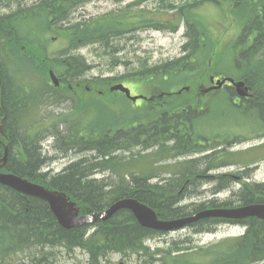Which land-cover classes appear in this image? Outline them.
Returning a JSON list of instances; mask_svg holds the SVG:
<instances>
[{
    "label": "trees",
    "instance_id": "16d2710c",
    "mask_svg": "<svg viewBox=\"0 0 264 264\" xmlns=\"http://www.w3.org/2000/svg\"><path fill=\"white\" fill-rule=\"evenodd\" d=\"M7 1L9 2L10 0H0V2ZM40 1L45 4L44 19L47 22V26L52 33L60 34L66 40L67 47L49 59L45 58L41 61V58H39L36 60L37 67H31L26 70L25 67L19 68L16 66V63L20 60L14 62L15 67L11 66L13 61H9V54H14V52L17 54H25L28 58V54H46V51L39 46L37 49H30L26 45V49H29L27 51L28 54L23 50L18 51L22 43L21 41L25 38L19 34L17 24L29 18V10L25 9L23 12L17 11L9 15L0 16V54L8 56L7 60L2 59L0 61V74L3 80L4 92L2 111H4L6 116L5 128L10 138L9 160L5 170L45 184L48 187L66 191L73 200L79 201L77 203L80 206L81 214H91L95 211H100L108 207L115 199L118 200L125 197H132L145 203L155 210L159 218H177L196 213L206 207L229 206L230 203L228 202L223 201L224 203H222L215 200L199 202L193 205L192 209L179 205L184 194L193 195L198 192L199 187L196 180L201 171L196 169L192 173L187 174L185 173L187 167L181 168L187 164L190 165L194 160L184 163L177 162L175 165L180 166L181 169L179 168L178 170L175 169L169 172V174L175 173L173 176L162 178L161 182L156 184L149 182V178L152 175L147 174L148 172L145 169L142 171L141 167L131 169L136 171L140 170V172H130V170H127L131 178L118 188L116 186H109L108 182L103 179L98 180L93 178V181L90 182L86 180L84 171L83 173L78 172V175H74L73 173L74 178L69 177L73 165H69L63 170L61 176L54 175L51 178H47L46 174L35 173L34 168L29 169L32 164L36 163V153H30L26 149V146L32 144L27 139V135L32 131V126L27 122L30 105H26V103L29 102L30 97L22 100V96H30L32 89L34 91L38 88L45 91L44 94L47 93L49 97L52 92L47 82L41 81L37 84L35 82L37 77L30 73L35 71L38 73L36 74L37 76L40 75L44 78L47 75V70L53 69L65 81L67 78L71 79L79 76L81 73L80 69L86 68L88 70L90 65L85 62L86 60L83 56L74 52L69 53L68 49L79 48L84 44L102 42L105 52H108L107 48L109 49L110 45L103 38L108 37L112 32L117 35L130 30L132 23L128 22V18L132 17L133 13L128 10L124 11L122 15L112 13L106 16L89 18L87 19V23H85L86 27L83 26L82 28H80L79 24L83 20L64 26L63 22L67 19V12L76 5L89 0ZM161 1L165 2V0ZM202 1L207 0H195L192 5H197ZM209 1L215 4H229L230 16L237 20L240 25L239 34L232 44L234 52L233 64L238 71V77L244 79L247 85L251 87L252 96L250 99H245V101L241 102L233 100L232 103L234 105H247L254 110H258V116L264 120V92L254 83V80L261 81V79L259 80V76L264 73L262 70L264 69V0ZM165 5L171 6L173 4L168 2ZM183 7V5L180 6L178 14L181 16L184 14L188 19V41L182 48L184 54L176 59L145 69L142 73L145 77L165 80L168 76H172L175 73L193 74L195 71H199L201 56L207 48V26L202 23L197 25L191 21L192 19L188 17L184 11L185 7ZM143 17L144 15L142 14L141 18ZM172 21L174 23V19ZM146 22L147 26L158 28L165 26L166 22L171 21H156L157 25L148 22L147 19ZM174 24L173 30L177 28V22ZM8 40L10 41L9 44L7 42ZM15 48L17 49L15 50ZM63 53L64 55L62 56ZM28 58L26 60L24 59L26 63L31 61ZM77 64L79 65L78 67ZM21 72H24L23 75H20ZM17 75L22 78V83L15 81ZM141 77V73L132 75V79L134 80ZM204 80H206L204 76H195L191 83L192 87L198 88ZM113 81L115 79H105L100 82L108 86V83ZM17 84L22 85L13 88ZM227 88H229L228 96L235 98V93L232 88ZM160 92L162 90L156 95ZM15 101L20 104L22 102V105H14ZM154 102L156 104L158 103V105H168L166 107L169 108L162 110L155 119L141 122L137 126L128 129L117 128L111 130L106 133L109 135L104 134L106 136L102 142H94V144L104 146V150L99 155L96 166H99L101 169L104 167L114 168L113 160L117 156L110 157L117 150L129 151L131 148L139 147L141 151H146L155 148V150L146 155L151 162L155 160L163 161L174 159L184 154L201 153L207 150L205 148L210 142V144L215 143V140L212 141L211 139L204 138L205 144H199L198 136L193 130V122L203 114L198 107V105H202L200 99L198 100L195 96L191 97L188 93H165L162 98L155 97ZM150 105L153 106L154 104L151 103ZM33 106L36 107V105ZM214 146L215 144L209 148H213ZM21 149H23V155L19 159L20 166L17 168L15 167L17 160L13 156L15 153L20 152ZM215 154H218V156L207 168H211L212 163L214 164L219 160L223 164L229 162L238 163L241 157L239 153H233L223 149L214 154L207 155L204 159H211L215 157ZM142 156H145V154L135 158L137 159ZM120 163V167L125 168V165L128 163V161H125V156L121 155ZM120 167L118 175H124ZM168 167V164L161 165V173L168 172ZM22 171H26L27 173ZM228 176L227 174L216 175V179L214 180L216 185L213 190H220L224 185L228 184L231 181ZM120 178L122 179L123 177L121 176ZM178 182L180 183L178 184ZM195 182L197 183L196 186L192 187L195 185ZM92 184L98 186V188L92 186ZM90 193L95 197L87 196ZM238 196L241 198L239 200L240 204L264 202V183L244 182ZM218 220L217 218L202 219L193 225L198 226L199 229L208 228L216 225ZM89 227H92L94 231L87 236L86 233ZM31 230L36 235V240L30 237L31 234L28 238L18 240L17 242L12 239L15 233L21 234ZM256 231H259L260 234L256 235ZM156 233L154 230L142 227L129 210L123 209L117 211L111 218L105 221L97 220L93 224L83 223L74 228L65 229L57 222L46 202L34 196H27L0 183V263L4 262L3 260H16L17 249L22 248L20 244L22 241L31 243L36 250L38 249V245L44 246L46 243L55 241H58V243L60 241L64 242V248L66 251L70 249L69 252L81 246L86 249V252H88L90 258L93 260H96L99 255L104 256L114 247V250L119 251L129 250L133 253L141 252L145 256L144 258L146 256L149 257L146 261L151 262L153 256L148 253V248L143 245V242L145 238ZM261 234L264 235V225L256 224L253 227V231L242 241L243 246H247V249L245 247L241 253L243 262L251 263L252 261L264 258V252L255 253L250 250L256 241L262 239ZM7 252H11L10 256L5 259L2 258L4 253Z\"/></svg>",
    "mask_w": 264,
    "mask_h": 264
},
{
    "label": "rangeland",
    "instance_id": "374dc122",
    "mask_svg": "<svg viewBox=\"0 0 264 264\" xmlns=\"http://www.w3.org/2000/svg\"><path fill=\"white\" fill-rule=\"evenodd\" d=\"M34 0L17 2L9 1L15 8L32 5ZM89 0L88 2L79 5L78 10L75 12V21L95 18L97 16H106L108 14L122 15L124 11H132V17L128 18V22L132 23V28L126 32L120 33L115 36L113 44H109L108 52H105L102 42H95L81 48L69 49L68 52H74L81 54L86 63L91 66L85 77L81 79L78 77L75 81L79 85V89H75L72 93H66L65 100L57 101L54 105H40L38 116L40 119L48 118V123L44 122L42 134H49V125L51 119L54 117V125H57V129H68L74 126L77 120L80 125V119L83 126L89 125L96 133L100 129H117L120 127L131 128L136 126L140 122H147L148 120L155 119V116L161 113L162 110H166L168 105H158L156 102H152L154 105H150V111L145 105V100L138 99L136 103L128 100L121 92L115 91L109 101L102 98H97L98 86L92 87L89 85L92 81L115 79L110 83H122L129 87L132 95H144L149 98L156 96L159 93V97H163L165 93H175L181 88L190 85L192 91L188 93L191 97L195 96L199 100V89L192 87V80L195 76H204L206 80L203 81V85H209V76L214 74L217 78L233 77L238 78V71L234 69L233 65V50L229 46L233 42V38L237 36L240 31L239 27L235 24L236 20L229 14V4L222 3L221 6L214 5L208 1L200 2L197 5H192L195 0H188L192 3L182 2L177 5L167 6L166 3L170 1L181 2L184 0ZM201 1V0H198ZM171 4V3H170ZM181 5H187L184 9L190 20L200 25L201 23L209 24L208 29L211 37L214 41L207 40V48L201 56L199 66L204 68V71L199 68V71H195L193 74L189 73H175L172 76H168L165 80L161 78H149L145 77L142 73L145 69L152 67L155 64H160L165 61L177 58L182 53V45L186 42L185 24L182 21L176 31L170 30H155L144 27L146 19L148 22H152L157 25L156 20H164L165 18L172 17V12L179 11ZM190 5V6H188ZM15 8H11L9 11L14 12ZM6 13L4 9L0 8V14ZM144 15L141 18V15ZM184 15V14H183ZM125 16V15H124ZM123 16V17H124ZM122 17V18H123ZM184 21L187 22L184 15ZM203 28V27H202ZM18 32L21 36H24L20 44L18 51H27L26 45L30 49H37L41 47L46 51L47 55L57 53L60 49L67 45L66 40L60 36L57 38V33L51 31L46 33L44 29L43 19H24L17 24ZM45 35L46 40L44 44L36 45L32 43L33 39L41 43L38 37L42 38ZM232 40V41H231ZM215 42V43H212ZM217 42V45H216ZM34 53V52H33ZM28 54V53H27ZM29 63L23 62L25 69L36 67V60L43 57V53L34 55L28 54ZM45 56V55H44ZM21 58V57H20ZM23 59V58H22ZM35 59V61H33ZM18 66H21V62L18 61ZM264 71V69H262ZM35 75L37 72H35ZM141 78L132 79V75L140 74ZM23 75V74H20ZM264 73L259 76V80H254L255 85L264 92ZM38 77V76H37ZM208 77V80H207ZM87 83V84H85ZM85 84V85H84ZM105 84V83H102ZM93 89V90H91ZM186 93V92H185ZM94 94L95 96H91ZM228 91L224 89L216 90L203 97L202 107L207 108L208 113L198 119L195 124L196 133L213 140H216L213 144H208L205 148L207 150L201 153H190V155L156 161L155 171H160V166L166 163L179 162L184 159H199L202 168L199 171L202 174H217L227 173L231 175H239L243 169L244 163H235L232 165H226L214 169H206L207 166L215 160L218 154H215L213 158H206L207 155L214 154L219 149L230 150H242L254 146V144L264 143V130L262 122L257 116V110H254L247 105L234 106L233 100L239 101L236 97L230 98ZM61 96V94L59 93ZM149 106V105H148ZM60 115V116H57ZM69 122V123H68ZM60 125V126H59ZM257 126V129H256ZM78 127V126H76ZM229 141V142H227ZM232 142V143H231ZM53 138L50 136V147L52 146ZM226 143V144H225ZM231 143V145H230ZM216 144L215 147L209 148ZM228 144V145H227ZM139 147L131 148L129 151H119V155L129 156L132 153L144 154L155 150V148L140 152ZM264 151V150H263ZM139 152V153H138ZM58 154V152H56ZM135 157V155H132ZM140 156V155H137ZM53 163V171H60L66 166L70 160V157L61 156L57 158ZM150 159L147 157H139L130 161L126 165V170H131L134 167H142L141 170L147 172H153L154 169H150ZM217 162V161H216ZM213 165V163H212ZM252 170L248 175L241 174L242 179H235L231 175L228 177L231 179L229 187L231 191L239 189L243 180L249 182H264V159L254 164ZM144 168V169H143ZM136 172H140L137 170ZM111 171H101L94 173L96 178L109 180V175L112 179H118L123 177L126 182L131 178L129 174L123 171L124 175L117 176L112 175ZM121 173V171H120ZM166 175V174H161ZM161 177H154L151 182L157 183ZM198 183V192L193 195L184 194L179 205L187 206L188 209H192L193 205L202 202L215 199L221 201L230 195V191L224 190L220 193L213 194V187L215 185L214 180L208 178H199L196 180ZM192 187L196 186V184ZM109 186L111 185L108 183ZM108 186V187H109ZM114 186V185H112ZM191 187V188H192ZM196 228H199L196 226ZM191 227L169 232L165 235L154 237L147 241L146 247L149 249L148 253L157 257L158 254H154L156 249L161 250L159 258L161 260H154L153 263L142 261V257L136 255L127 256L119 253H110L106 259H102L100 262L103 264H222L230 263L236 264L238 257L232 254H226L225 245L226 242L233 241L232 236L234 230L230 232L216 231L214 234H202ZM232 235V236H228ZM231 237V238H229ZM177 246V247H176ZM181 248V249H180ZM176 250H182L177 252ZM178 254L174 257V254ZM227 258H224L226 257ZM184 257V258H182ZM223 257V258H221ZM232 257H235L232 259ZM89 256L87 253L80 249L75 248L73 251L66 253V250L59 249L58 254L54 259H50L48 264H89ZM124 258V259H123ZM131 259V261H128ZM146 259H149L146 256ZM174 259V260H173ZM124 261V263L122 262ZM238 264H245L243 259L239 257ZM256 264H264V259Z\"/></svg>",
    "mask_w": 264,
    "mask_h": 264
},
{
    "label": "bare ground",
    "instance_id": "6f19581e",
    "mask_svg": "<svg viewBox=\"0 0 264 264\" xmlns=\"http://www.w3.org/2000/svg\"><path fill=\"white\" fill-rule=\"evenodd\" d=\"M14 1H18V0H14ZM86 2H88V1H86ZM86 2H84V3H86ZM5 3L6 2H0V7L4 6ZM84 3H82V4H84ZM40 4H41V6H40ZM82 4H79V5H82ZM79 5H76L74 8H71L69 10V12H67V17H66L67 19L63 22L64 26H67L68 24H75L76 22H78V21L74 20V18L76 19V17H74V16H75V12L78 10V6ZM44 7H45V4L42 3V1L39 0V2H35L32 6L27 8V10H29L28 17L30 19H32V18L42 19L44 17V14H45V8ZM24 10L25 9L23 7H20L17 11L23 12ZM79 21H81V20H79ZM87 21H88L87 19H84L83 21H81L80 24H79L80 28H82L83 26L86 27L85 23H87ZM114 35H115V33L112 32V33H110V35L108 37L107 36L104 37L103 40L105 42H107L108 44H113L115 36L120 35V33L115 35V36ZM60 36L61 35L58 34L57 38H59ZM63 55H64V53L62 54V56ZM45 58L49 59V55H47V53L45 54V56L43 55V57L41 58V61L44 60ZM78 66L79 65L77 64V67ZM36 67H37V65H36ZM80 71H81V73L79 74V77L81 79H83L85 77L84 75H86L88 73V71H87L86 68H81ZM15 81L17 83H22L23 82L22 78H20L18 76L16 77ZM21 85L22 84H17L15 86H13V88L14 87H20ZM0 87L3 88V80H2L1 74H0ZM9 89H10V85H9ZM44 92L45 91L41 92V94L38 97V101L37 102L35 101L34 105H47V104L50 103V99H49L48 94L47 93L44 94ZM14 105H22V102L20 104V103H17V101H15ZM39 108H40V106H36V107L30 108V110L34 111V112H37V110H39ZM43 121H46L48 123V118L43 119ZM54 124H55L54 123V117H52L51 124L49 125V129L50 130L53 129V132L50 134V136L53 138V143H52L51 147H50V144H49V142H50L49 134H39V133L31 131L27 135L28 141L29 142L31 141L32 144H30V146L29 145L26 146V149L28 151H30V153H36V156H35L36 157V159H35L36 163L32 164L29 167V169L34 168V172L35 173H39L40 171L45 169V167L47 165L48 166L53 165V163L55 162L54 158L57 155L58 156L57 158H59L61 156H66V157H70V159H72V160H70V162L66 166H64L60 171L55 170V172H54L53 171V166L54 165L49 167V169L52 172H54L55 176H61L63 174L62 171L65 170L69 165H71V166L73 165L72 169H71V173L69 174V177H71V178H74V176L72 175L73 173H74V175L75 174L78 175L79 174L78 172L83 173V171L85 173L86 180H88L90 182L93 181V178L97 179L94 176V173L97 174V173H99L101 171H103V172L104 171H111V172H113V173H111L112 175L117 176L115 174H118V170H119V167H120V164H121L120 163L121 162V155H119V153H118L119 150H117L110 157V158H112V156H114V157L117 156L115 158V160H113L114 168L110 169V168L104 167L103 169H101L99 166H96V162L98 160L99 155L104 150L103 149L104 146L94 144V142L95 141L102 142L105 139V136L109 135V134H106V133H108L110 131L109 129H105L104 131H102L103 129H100L98 131V133H96L95 130L92 129L89 125H85L87 133L86 134H81V133H78V132H75V131H71V129H69V130L68 129H59V128L57 129V127H55ZM261 126H263V128H264L263 124ZM193 130H194L195 134H197L195 129H193ZM104 134H106V135H104ZM7 150H10V149L8 148ZM22 152H23V149H21L20 152L15 153V155L13 156V157H15L14 159L17 160V163L15 165V167H17V168H19V166H20L19 159L23 155ZM56 152H58V154H56ZM144 154H145V156H143V157H147L146 155H148L149 152L144 153ZM27 155L29 156V154H27ZM187 155H190V154H184V155L179 156V157H184V156H187ZM8 158H7L6 163H8V160H9ZM132 160L133 159H131V161ZM192 160H194V161L191 162L190 165L187 164V165L181 167V168L187 167L186 168V172H185L187 174L192 173L196 169L197 170L203 169L202 168V163L200 164V162H199L200 160L199 159H184L181 162L184 163L186 161H192ZM175 164L176 163H174V162H172V164L168 163V165H169V167H168L169 170L168 171L169 172H172L175 169L178 170L180 168V166H177ZM110 165H111V163H110ZM245 171L247 173H249L251 171V168L246 166L245 167ZM22 172L25 173L26 171H22ZM174 173H171L170 176H173ZM108 179L109 180H107V182L111 184L110 185L111 187H113L112 185H114V186H116L118 188V187H121L120 185L126 183L125 179H123V178L121 179L120 177L118 179H112L110 177V175H109ZM179 183L180 182H178V184ZM92 186H96V185L92 184ZM96 187L98 188V186H96ZM116 187H114V188H116ZM20 193H23V192H20ZM213 193L217 194L218 192L213 190ZM23 194H25L27 196H33L31 194H26V193H23ZM87 196L95 197L92 193L88 194ZM39 199H41L42 201L46 202V204L50 208L49 202L47 200L42 199V198H39ZM77 202H79V201H76V206L80 207ZM115 203H116V199L114 201H112V203L109 205V207H111ZM109 207H106V208H104V209H102L100 211H95V212H93L91 214H82V215L92 218L89 221L90 224H93L97 220L105 221V220L111 218L113 216V214L110 215L109 217H105V218H102V217L95 218L94 215L105 212L106 210L109 209ZM122 209L123 210H128L127 208H120V209H118V211L122 210ZM158 219L159 220H174L176 218H158ZM261 221H263L262 218L254 216L253 223H260ZM78 225H80V224H78ZM78 225H75V226H72V227H69V228H74V227H76ZM63 228L69 229V228H66V227H63ZM147 228L151 229L150 227H147ZM191 228H193L195 230L199 229V228H196V226H191ZM93 231H94V229L92 227H89L87 229L86 235L88 236ZM32 232L33 231L31 230V231L23 232L21 234L15 233L13 235L12 239L17 242L18 240H24V239L28 238V236L31 234L30 237L33 240H36V235L34 233H32ZM198 232L202 233V234H212L213 233L212 230L209 227L208 228H201V229H199ZM258 234H260L259 231H256V235H258ZM20 244H21L22 248L21 249L19 248V250L17 249L16 260H7V261L3 260L4 262H2L0 264H48L49 260L50 259H54V257L58 254L59 249H61V250L65 249L64 248V242H62V241H60L59 243H58V241L46 243L44 246H39L38 245L37 246V248H38L37 250L34 249V246H32V244L29 243V242L22 241V243H20ZM262 246H264V235H262V239H260V240L255 242V245L253 246L252 250L253 251H258V250H260L262 248ZM76 248H80V249H82V250H84L86 252V249L84 247L78 246ZM114 249L115 248L113 247L111 249V251L106 253L104 256L103 255H99L98 258H96V260L95 259L93 260V259H91L89 257L88 258V263L89 264H93V263L96 262V264H103V262H100V261L103 258L106 259L107 256L110 255V253H120L122 255L129 254V256H131V257L134 255V253L130 252L129 250L128 251H119V250H114ZM69 250L70 249H68L66 251V253H68ZM230 252L233 255H237V253H238L237 249L234 248V247H232L230 249ZM10 254H11V252L4 253L2 258L5 259V258L9 257ZM128 261H131V259H129ZM122 262L124 263V261H122Z\"/></svg>",
    "mask_w": 264,
    "mask_h": 264
},
{
    "label": "water",
    "instance_id": "95a60500",
    "mask_svg": "<svg viewBox=\"0 0 264 264\" xmlns=\"http://www.w3.org/2000/svg\"><path fill=\"white\" fill-rule=\"evenodd\" d=\"M50 77L56 84L57 78L52 71H50ZM229 80L235 84L236 89L240 95L247 94V88L244 87L243 81L234 82L231 78H229ZM211 81H213L212 77ZM224 81L225 79H223L222 81H217V84L214 86V88L220 87ZM110 89L120 90L124 92L127 97L131 98L132 101H135L138 98L131 97L129 90L122 84L113 85ZM208 90H210V88L206 89L205 91ZM2 123L3 121H1L0 123L1 133L3 132ZM0 162H5V157H3V159H0ZM2 166L3 165L0 164V168ZM0 183L9 186L16 191L31 194L33 196H37L39 198L47 200L52 212L63 227L69 228L81 222H89L92 219L86 216H79L78 208L75 207V204L69 201L65 194L62 192L48 190L41 185L32 183L27 179L21 178L12 173L0 172ZM120 208H127L131 210L135 218L141 225L162 231L181 228L189 223L207 217L243 218L248 216H257L260 218H264V204H250L237 208H214L202 210L194 215L181 217L174 220H159L153 209L133 198L118 200L114 205L109 207L108 210L100 214H95L94 216L95 218L109 217Z\"/></svg>",
    "mask_w": 264,
    "mask_h": 264
},
{
    "label": "flooded vegetation",
    "instance_id": "af4514ba",
    "mask_svg": "<svg viewBox=\"0 0 264 264\" xmlns=\"http://www.w3.org/2000/svg\"><path fill=\"white\" fill-rule=\"evenodd\" d=\"M221 221L223 223H226L227 225L244 224L247 228L242 233L243 236H245L249 231L253 230V223H252L253 219H245V220H221ZM261 225H264V221H261ZM227 227L228 228L225 229L224 231H230L231 229L229 227H232V226H227Z\"/></svg>",
    "mask_w": 264,
    "mask_h": 264
}]
</instances>
